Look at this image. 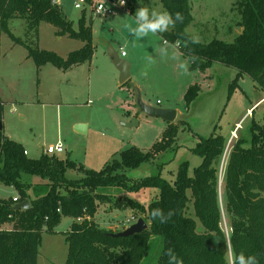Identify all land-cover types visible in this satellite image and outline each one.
<instances>
[{
	"label": "trees",
	"instance_id": "trees-1",
	"mask_svg": "<svg viewBox=\"0 0 264 264\" xmlns=\"http://www.w3.org/2000/svg\"><path fill=\"white\" fill-rule=\"evenodd\" d=\"M141 1L128 0V4ZM160 3L164 10L180 12L184 17L183 23H177L162 33V37L177 45L187 59L192 55L199 57L196 63H190L191 70L205 73L213 64L221 63L236 69L239 77L249 76L264 93V0H238L235 5L242 33L232 43L213 40L208 44H193L189 39L187 28L194 20L190 0H160ZM14 19L27 23L28 34L37 35L40 24L48 23L57 29L58 36L84 43L83 48L66 58L25 44L39 70L51 64L68 71L93 58L92 26L86 22L85 14L76 30L53 0H0L1 30L22 43L10 32L9 22ZM200 92L197 84L187 90L188 108ZM263 99L264 96L259 102ZM2 109L0 100V114ZM181 126L186 130L187 122L169 123L163 138L150 151L132 147L101 171L88 170L69 158L47 154L31 159L22 144L0 131V183L15 188L18 193L17 202L13 198H0V264H38L43 232L55 233L63 218L75 220L66 234L67 264H142L152 238L162 243L157 264H168L169 248L183 264H227L229 250L236 255L243 252L246 257L255 255L258 264H264V126L254 119L248 129L249 139L239 138L229 147V140L221 134L199 138L191 152L201 158V164L192 175L188 161L180 165L172 182L160 172L135 182L124 173L175 152ZM228 149L223 191H220L219 169ZM70 171L81 172L83 177L70 179L67 177ZM26 177H38L40 182L30 183ZM114 190L146 191L143 195L152 194V198L147 203L118 198L111 193ZM24 201L30 202V209L16 211L14 207ZM100 204L139 212L142 215L139 219L146 222L148 229L130 237H113L112 234L120 232L103 229L95 223ZM192 207L195 218L189 214ZM153 208H161L165 213L174 210L175 215L168 223L161 224L152 220ZM224 217L229 233L222 226ZM195 219L203 231H198ZM6 225L13 228L4 229Z\"/></svg>",
	"mask_w": 264,
	"mask_h": 264
},
{
	"label": "rangeland",
	"instance_id": "rangeland-1",
	"mask_svg": "<svg viewBox=\"0 0 264 264\" xmlns=\"http://www.w3.org/2000/svg\"><path fill=\"white\" fill-rule=\"evenodd\" d=\"M53 1L57 2L77 30L79 20L85 14L75 7L79 0ZM191 1L194 4L193 16L196 22L187 29V32L191 36H198L201 44H208L213 40L232 43L241 34V28L238 26L240 14L235 5L238 0ZM139 5L150 10H164L160 0H143ZM85 17L89 23L91 17L88 12ZM92 21L95 29L93 43L96 50L99 46L96 52L108 55L109 48H113L117 53H120L122 48L129 57L136 56L141 71L139 78L146 91V101H143L141 96L143 103L154 108H173L172 110L178 112L175 124L187 122L186 130H183V126L180 128L177 150L163 154L156 161L146 163L138 169L125 170L124 173L130 180L140 181L160 172L163 178L172 182L180 165L185 161L189 162V171L192 175L194 168L201 164V158L191 152L199 138H209L216 133L224 136L226 141L234 137L232 140L234 143L239 138L249 139L248 129L253 119L264 126V101L252 109L253 113L246 116L248 110L264 96L249 76L239 77L236 69L221 63L213 64L206 73L191 70L189 66L188 74H182L176 61L160 59L155 55V49L159 46H151L148 41L145 42L146 38L140 40L134 38L125 25L118 27L119 19L94 18ZM107 22L115 24L114 27L111 28ZM9 29L22 43L15 42L9 33L0 28V98L3 103L1 113L3 131L10 140L23 144L29 158L39 159L43 154H47L49 147L61 143L64 152L58 156L62 159L69 158L83 165L85 169L101 171L114 159H119L123 151L135 147L148 152L163 138L168 127L166 121L141 112L136 106L137 98L134 99L130 94L125 106L118 100L119 98L125 100L123 96L128 93L126 90L129 88L128 85L124 89L118 88L120 90L111 89L115 82H112L107 74H95L93 81L90 80L88 62L68 71L60 70L51 64H46L39 70L34 59L29 57L25 45L33 49L55 52L66 58L69 53L82 48L84 44L82 41L68 36H58L57 29L48 23L40 24L37 35L28 34L27 23L22 19L11 20ZM142 44H145V47ZM101 49L104 51L101 52ZM175 51L178 52L177 48ZM149 55H153L156 60L151 66L146 60ZM116 71L119 83L120 75L118 70ZM175 78H178V86ZM131 79H135L132 72ZM183 80L187 84V89L196 84L201 88L198 99L189 108L185 102L187 89L181 92L179 87L184 88ZM89 81H92V84ZM133 100L135 106L130 104ZM133 120L138 121V124L133 127L125 126ZM77 123L87 124V131L79 132L75 127ZM237 124L240 128L234 136L232 132L237 128ZM229 150L224 154L220 164V191H223ZM67 177L80 179L83 174L70 171ZM26 180L30 183L40 182L38 177H26ZM115 191L111 193L118 198L128 197L146 203L152 198V194L143 195L146 191L140 193ZM17 194L15 188L0 183V198L9 199L16 197ZM189 214L195 218L193 207ZM141 216L137 211H122L110 204H100L94 220L103 229L122 232L127 229L123 225L127 220L135 219L131 224H126L130 227L137 223ZM195 220L198 223V231H203L200 222ZM74 221L71 218H63L55 233L43 232L38 264H67L66 234ZM222 226L226 233L230 232L225 217ZM3 228L12 229L13 226L6 225ZM161 249V241L158 238L156 241L153 240L142 264H157Z\"/></svg>",
	"mask_w": 264,
	"mask_h": 264
},
{
	"label": "clouds",
	"instance_id": "clouds-1",
	"mask_svg": "<svg viewBox=\"0 0 264 264\" xmlns=\"http://www.w3.org/2000/svg\"><path fill=\"white\" fill-rule=\"evenodd\" d=\"M126 0H120V4L123 6ZM135 27L126 25L129 33L136 39L140 40L147 37L149 34L158 35L169 31L174 28L177 23H183L184 17L182 13L176 12L170 13L167 10L159 11L156 9H149L145 6H139L134 13ZM190 41L193 44L200 43L198 36H191ZM176 46L166 40L155 49V55L160 59H170L177 62L178 68L182 74H188L190 63H196L199 60L198 56L192 55L187 60H181L180 54L175 51ZM149 66L156 63L153 55H149L146 58ZM146 75V73H145ZM175 215L174 210H169L165 213L161 208H153L150 212L152 220L159 221L161 224L168 223ZM166 255L168 256V264H183L182 259L178 258L175 252L169 248ZM227 264H258L257 257L255 255L245 256L243 252L236 255L234 251L229 250L227 255Z\"/></svg>",
	"mask_w": 264,
	"mask_h": 264
},
{
	"label": "crops",
	"instance_id": "crops-1",
	"mask_svg": "<svg viewBox=\"0 0 264 264\" xmlns=\"http://www.w3.org/2000/svg\"><path fill=\"white\" fill-rule=\"evenodd\" d=\"M143 1V0H142ZM141 1V2H142ZM191 1V0H190ZM141 2H139V3H137L136 5H130V4H128L129 5V10L130 11H128V13H120L119 15H117V16H114V17H111V18H117V19H119V23H118V27H122L123 25H131L132 27H135V18H134V13H135V10L137 9L136 7H137V5H138V7L140 6L139 4L141 3ZM55 4H57V2H54ZM192 3V1L190 2V4ZM58 5V4H57ZM192 5V15H193V11H194V4L192 3L191 4ZM193 18H194V16H193ZM89 23L88 24H90L91 26H92V34H93V39H94V32H95V29H94V22L92 21V18H90V20L88 21ZM196 22V19L194 18V20H193V22H192V24L190 25V26H192L194 23ZM128 23V24H127ZM107 25H111L110 27L112 28V27H114V25L115 24H113V23H109V22H107ZM116 26H117V24H116ZM189 26V27H190ZM195 26V25H194ZM239 26V25H238ZM188 27V28H189ZM240 27V26H239ZM187 28V29H188ZM241 28V33H242V27H240ZM97 29V28H96ZM146 39H145V42L146 41H148L147 43H150V45L152 46V45H155V46H160L162 43H163V41L165 40L163 37H162V33H160V34H158V35H152V34H149L147 37H145ZM83 46H84V44H83ZM83 46H82V48H83ZM142 46L143 47H145V44H142ZM176 46V48H177V50H178V53L180 54V58H185L186 60H187V58L182 54V52L180 51V49L178 48V46L177 45H175ZM147 47V46H146ZM81 49V48H80ZM79 49V50H80ZM98 49H99V46H98ZM97 49V50H98ZM122 49V48H121ZM120 49V50H121ZM96 50V47H95V53H94V55H93V58L90 60V61H88V63L90 64V80H92L93 81V79H94V76H96V75H103V74H107L108 76H109V78L112 80V82H115V87L114 86H111L110 88L112 89V88H114V89H116V90H120V89H124V87L126 86V85H128L129 86V88H126V90H127V95L125 94L123 97H125V100L123 101V99L122 98H119L118 100L119 101H121L123 104L122 105H124L125 106V104L126 103H128V100H129V96H128V94H130L131 95V97H133L134 96V99H135V97H136V89H138L139 91H140V94H141V96H142V98H143V101L145 100L146 101V91H145V89L143 88V86L141 85V80H140V78H139V75H140V70H139V63H138V61H137V58H136V56L135 57H132V56H130L129 57V55H127L126 54V56H125V58L124 57H122V55H121V52L119 53L118 52V55L123 59L124 58V60H126V61H129L131 64V72H132V75H134V77H135V79H131V77H130V79H129V81L127 82L128 84H120V82L118 83L117 82V71L116 70H118L116 67H115V65L113 64V62H112V60H111V58L109 57V55H106V53L105 54H102V53H98V52H96L97 51ZM109 50H112V51H114L113 50V48H109ZM108 50V51H109ZM176 50V49H175ZM77 51V50H76ZM104 51V49H101V52H103ZM115 52V51H114ZM117 53V52H116ZM87 63V62H86ZM86 63H83V64H81V65H78V66H74L73 68H71L70 70H73V69H75V68H78V67H80V66H83V65H85ZM190 66V65H189ZM114 67L116 68V69H114ZM99 69V70H98ZM119 72V71H118ZM135 72V73H134ZM206 73V72H205ZM96 74V75H95ZM119 75H120V72H119ZM96 78V77H95ZM119 78H120V76H119ZM177 80H178V78L176 79L175 78V82H176V86H178V83H177ZM92 81L90 82L89 81V83L90 84H92ZM182 83H184V88H182V86H179L180 87V90H181V92L185 89H187V84L184 82V80H183V82ZM183 85V84H182ZM118 88H120V89H118ZM190 88V87H189ZM188 88V89H189ZM187 89V90H188ZM186 90V91H187ZM186 94V93H185ZM130 97V98H131ZM0 100H1V98H0ZM132 103V104H131ZM130 104L131 105H134L135 106V104H134V100L132 101V102H130ZM259 104V102H257L252 108H250L249 110H248V112H247V114H246V116L247 115H249L251 112H252V109L256 106V105H258ZM137 106V105H136ZM138 108V107H137ZM160 109H170V108H168V107H165V108H163V107H159ZM173 109V108H172ZM176 113H177V116H178V112L176 111ZM177 116H176V120H177ZM162 120V119H161ZM175 120V122L174 123H176L177 121ZM168 123V122H167ZM169 124V123H168ZM237 125H239V124H237ZM75 127H76V129L78 128V127H82V130H83V133H85L86 131H87V128H88V126H87V124H85V123H77V124H75ZM80 132V131H79ZM23 145V144H22ZM24 147V146H23ZM24 149H25V147H24ZM25 151L27 152V150L25 149ZM28 153V152H27ZM29 155V153L27 154V156ZM29 157V156H28ZM59 158H61L60 156H59ZM62 159V158H61ZM14 198H18V194H17V196L16 197H13V199ZM156 241V238H152V241Z\"/></svg>",
	"mask_w": 264,
	"mask_h": 264
},
{
	"label": "water",
	"instance_id": "water-1",
	"mask_svg": "<svg viewBox=\"0 0 264 264\" xmlns=\"http://www.w3.org/2000/svg\"><path fill=\"white\" fill-rule=\"evenodd\" d=\"M108 55L111 58L115 67L120 72V78H119L120 84L127 83L131 77V65H130V63L128 61L122 59L118 55V53H116L112 50L108 51ZM135 91H136V98H137L136 105L141 112L145 113L149 117L160 118V119H162L168 123H174L175 122L176 116H177V113L175 110L160 109V108H154V107L148 106L145 103H143L139 90L136 89ZM263 101H264V99L261 100L259 102V104ZM137 124H138V121L133 120L131 123L125 124V126L133 127ZM77 130L80 132H83L82 127H78ZM0 131H3V122H2L1 114H0ZM14 209L16 211L28 210V209H30V202L24 201L22 203H18L14 207ZM147 229H148V225L146 224V222L143 219H139L137 221V223L131 225L125 231H122V232L117 233V234H112V236L113 237H130L134 234L142 233L143 231H145Z\"/></svg>",
	"mask_w": 264,
	"mask_h": 264
},
{
	"label": "built area",
	"instance_id": "built-area-1",
	"mask_svg": "<svg viewBox=\"0 0 264 264\" xmlns=\"http://www.w3.org/2000/svg\"><path fill=\"white\" fill-rule=\"evenodd\" d=\"M77 10H80L84 12L85 14L88 12L90 14V17L92 19L94 18H100V19H107L114 17L119 14L121 11H130L128 0H126V3L122 6L120 4V0H79L75 5ZM121 55L122 57L126 56V53L123 49H121ZM240 128V125H237V128L232 132L234 136L236 135V132ZM234 137L229 138L228 147L231 144ZM47 155L49 156H56L64 152L63 145L61 143H58L54 147H49L46 151ZM25 154L27 155V152L25 151ZM18 198H14V202H17ZM134 218L131 220H127L126 223L123 225L126 226L125 228H128L127 225L134 222ZM127 224V225H126Z\"/></svg>",
	"mask_w": 264,
	"mask_h": 264
}]
</instances>
